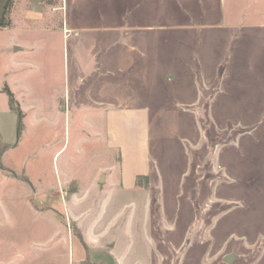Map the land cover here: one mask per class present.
I'll return each mask as SVG.
<instances>
[{"label": "rangeland", "instance_id": "374dc122", "mask_svg": "<svg viewBox=\"0 0 264 264\" xmlns=\"http://www.w3.org/2000/svg\"><path fill=\"white\" fill-rule=\"evenodd\" d=\"M11 20L0 264H264V0H16ZM105 39L127 44L120 70L136 77L120 95L150 105V169L133 189L86 96Z\"/></svg>", "mask_w": 264, "mask_h": 264}, {"label": "crops", "instance_id": "0c3cea01", "mask_svg": "<svg viewBox=\"0 0 264 264\" xmlns=\"http://www.w3.org/2000/svg\"><path fill=\"white\" fill-rule=\"evenodd\" d=\"M111 38H114L111 36ZM107 38V39H111ZM107 39L98 41L100 47L106 50L98 58L96 55L95 64L100 70V76L93 82L90 87H86L87 95L90 97L92 103L100 106L101 110L106 112L108 124V148L110 150H118L121 154V178L124 189H133L136 178L140 174H145L150 169V152H149V129L150 105L148 103L147 93L143 95L127 94L120 95L119 88L124 85V82L132 81L136 83V77L131 73H121L120 63L121 54L125 53L127 44H122L119 40L109 42ZM112 45L114 47H112ZM116 49L112 57L107 58V53L111 49ZM140 58L143 59V64L150 65V57L147 55L145 49L139 51ZM113 66H115L113 68ZM112 68V69H111ZM106 70V71H105ZM116 70V71H114ZM113 71V72H112ZM112 72V73H111ZM116 74L110 78L111 74ZM84 75V74H83ZM84 76H81V79ZM143 81L147 80L146 73L139 76ZM83 82V79L81 80ZM98 82L100 85L97 87ZM106 83V84H105ZM129 88H134V84H127ZM96 97V98H95ZM133 97H136L137 104H134ZM94 99V100H93ZM85 106L86 102L80 103ZM99 223H105L106 219L97 218ZM96 233V232H95ZM86 241L96 239L89 232L85 233ZM101 236L100 238H102ZM88 264H103L99 262H89ZM117 264H120L118 261Z\"/></svg>", "mask_w": 264, "mask_h": 264}, {"label": "trees", "instance_id": "16d2710c", "mask_svg": "<svg viewBox=\"0 0 264 264\" xmlns=\"http://www.w3.org/2000/svg\"><path fill=\"white\" fill-rule=\"evenodd\" d=\"M16 0H0V28L7 27L11 25V11L13 9L14 3ZM5 91L7 92L10 100V104L12 109L18 113L19 122H18V133L21 134L22 127V110L18 101L14 97V93L10 90L8 86L5 87ZM5 149V148H4ZM2 148L1 153L4 151Z\"/></svg>", "mask_w": 264, "mask_h": 264}, {"label": "water", "instance_id": "95a60500", "mask_svg": "<svg viewBox=\"0 0 264 264\" xmlns=\"http://www.w3.org/2000/svg\"><path fill=\"white\" fill-rule=\"evenodd\" d=\"M225 261L231 262L232 261V255L225 256Z\"/></svg>", "mask_w": 264, "mask_h": 264}]
</instances>
